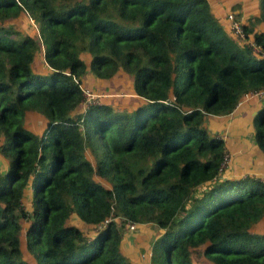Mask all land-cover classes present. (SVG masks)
<instances>
[{"label": "trees", "instance_id": "trees-1", "mask_svg": "<svg viewBox=\"0 0 264 264\" xmlns=\"http://www.w3.org/2000/svg\"><path fill=\"white\" fill-rule=\"evenodd\" d=\"M212 1L0 0V264H133L127 222L158 229L147 264H264V183L225 179L204 127L264 89V56ZM257 10L242 32L264 51ZM252 130L264 156V108ZM71 214L111 220L88 240Z\"/></svg>", "mask_w": 264, "mask_h": 264}, {"label": "crops", "instance_id": "crops-1", "mask_svg": "<svg viewBox=\"0 0 264 264\" xmlns=\"http://www.w3.org/2000/svg\"><path fill=\"white\" fill-rule=\"evenodd\" d=\"M225 0H215L212 1L211 6L214 4L219 5V10L213 12L218 14L220 12ZM240 0H237L239 3ZM239 8V5L232 6L230 10L233 8ZM254 8V5H253ZM257 8L255 4V9ZM227 11L224 12V15ZM239 16L241 18L247 20L248 17L243 15L242 11L237 10ZM258 14V10L253 13L254 15ZM222 15V16H224ZM221 26L223 29L225 27V22L221 21ZM224 29V30H225ZM254 31L264 32V23L253 26ZM41 72V75H45L46 71L41 68H38ZM97 81V80H93ZM128 86L131 88L130 84L126 83L125 87ZM97 91V93L108 92L105 89H92ZM129 92V91H128ZM125 95H129V93H125ZM124 94L122 96H125ZM126 102V99H123V103ZM124 108L129 110L127 107V103ZM264 108V96L262 98L249 97L248 95L243 97L234 107L233 111L226 116H213L209 115L205 118L204 127L207 130L208 134L219 136L223 141L224 151L229 156V166L224 174L225 179L231 178H243L245 176H252L254 178H258L260 182L264 183V156L259 153L257 147L252 142V124L254 117L262 112ZM138 226H142L144 224H137ZM124 240V239H123ZM123 240L120 242V249H122ZM124 253V252H123ZM149 252L144 254V258L142 260L143 263H146ZM125 255V253H124ZM126 258H128L125 255ZM131 261L133 264L137 262V254L131 255ZM130 259V258H128Z\"/></svg>", "mask_w": 264, "mask_h": 264}, {"label": "rangeland", "instance_id": "rangeland-1", "mask_svg": "<svg viewBox=\"0 0 264 264\" xmlns=\"http://www.w3.org/2000/svg\"><path fill=\"white\" fill-rule=\"evenodd\" d=\"M258 1L259 0H240L239 3H238L237 0H225L223 2L222 8H223V10L225 12V11L230 10V8L232 6L239 5V8L235 7V8H233V10L242 11L243 12V15L244 16H247L248 19L245 20V19L241 18V16H240V21L242 22V24L249 25L251 19L254 17L253 16V13L256 12V9H258ZM255 4L257 6L256 9H255ZM253 5H254V8H253ZM211 10L213 12L218 11L219 10L218 3L212 5L211 6ZM20 17H21V19L18 20ZM19 18L15 20L18 24L23 23V24H26L27 25L29 22H31V20L30 21L26 20L22 15H20ZM252 53L255 54V55L257 54L254 51H252ZM34 59H35L36 62H38V64H36V65H38L37 67L38 68L40 67L41 70H43V66L40 63V59H41L40 56L36 55ZM98 82H100V81H98ZM126 87L129 88L128 86H126ZM104 89H105V87H104ZM123 99H126V97L123 96ZM76 110L78 111V109H76ZM229 162L230 161H229V156H228V162L226 164V167L225 168H222L221 167L222 165L220 163L219 168H222L223 169V172H225L227 170V167L229 166V164H228ZM4 164H5V160L0 157V171H2V169L4 167ZM224 174H222V175H224ZM95 179H97V178H95ZM97 180L101 184H103L104 186H106V187L109 186V184H107L106 181H104L102 179H97ZM202 189H204V188H202ZM201 192L202 191H200V190H198L197 192H194L193 193V197L199 196ZM26 196H28V193L26 194ZM224 200H225L224 198H221L219 200L214 201L209 206V208H212V207L220 204ZM22 202L27 205L26 207H28V203H29L28 201H26L25 199H23ZM67 223L77 226L81 230V232L84 233V235H85V237L87 239H89L94 234L95 226L84 224L83 222H81L76 217L75 214H71L68 217ZM28 225L29 224L24 223L23 224V227H22V230H21V233H20V244H21V246H22L23 249H25V247H24V244H25L24 231H25V227H27ZM157 231H158L157 227L156 226H153V225H150V224H144L142 226H138V225L135 224V227H133L132 229L127 228L126 225H125L124 230H123V234H122V240L124 239L123 240V244H122V249H121L122 252H124L125 255L128 258H130V259H131V257H130L131 255L137 254V260L138 261L135 262V264H147V262L146 263H143L142 260L144 258V254L146 252H149L148 249H149L150 245L152 244L153 239H154V237L157 234ZM197 252H200V251L197 250ZM24 255H25V258L27 260H29L31 263L34 264V260L30 257L29 254H24ZM192 258H193V261L196 264H211L205 258L200 257V256L198 257L195 254H192Z\"/></svg>", "mask_w": 264, "mask_h": 264}, {"label": "built area", "instance_id": "built-area-1", "mask_svg": "<svg viewBox=\"0 0 264 264\" xmlns=\"http://www.w3.org/2000/svg\"><path fill=\"white\" fill-rule=\"evenodd\" d=\"M227 22L229 23L230 30L232 33L236 36V38L241 42V44H246L247 47H249L252 51L256 52L260 56H264V52L261 51L260 47L256 45L254 42H252L249 39H245L244 34L242 32V29L240 27L239 22L235 21V19L232 17V15L227 16ZM249 97H256V98H262L264 96V89L263 90H257L254 92H251L247 94ZM246 95V96H247ZM84 97H90V98H99L100 96L97 94L91 95L87 92L84 93ZM84 103V102H83ZM228 162V155L225 153L223 155L222 161H221V167L225 168L226 164ZM225 165V166H224ZM220 168L223 172V169ZM129 228H132V225H129Z\"/></svg>", "mask_w": 264, "mask_h": 264}, {"label": "clouds", "instance_id": "clouds-1", "mask_svg": "<svg viewBox=\"0 0 264 264\" xmlns=\"http://www.w3.org/2000/svg\"><path fill=\"white\" fill-rule=\"evenodd\" d=\"M229 14L232 15V17L235 19V21L239 22L240 27H241V29L243 30V28H242V25H243V24H242V22L240 21V16H239V13L237 12V10H231V11L228 10V11L226 12V14H225V15L223 16V18H222V21L225 22V27H226V29L224 28V29H225V32H226L227 34H229L232 38H234V40L237 42V44L241 45V42L236 38V36H235V35L232 33V31L230 30L229 23L227 22V16H228ZM249 40H251V38H250ZM251 41L254 42L253 40H251ZM256 45H257V44H256ZM245 46H246V44H245ZM246 47H247V46H246ZM247 48H248L249 50H251L249 47H247ZM251 51H252V50H251ZM261 51H263V50H261ZM263 52H264V51H263ZM256 56H257V57H262V56H260L259 54H256ZM102 95H103L104 98L106 97V94H105V93H103ZM245 96H246V95H245ZM245 96H244V97H245ZM220 181H221V180H220ZM202 188H204V187H202ZM204 190H206V189H205V188H204V189H201V191H204ZM224 201H225V200H224ZM224 201H223V202H224ZM221 203H222V202H221ZM116 219H117V218H114L113 220H114V221H117L118 219H117V220H116ZM67 220H68V219H67ZM109 220H111V218H110V219L108 218V219H106L105 221H103V223H102L98 228L102 227V225H105ZM125 225H126L127 228H129V225H132V228L135 227V224H134V223H129V222L124 223V224H123V228L125 227ZM136 225H137V224H136ZM95 228H96V227H95ZM98 228H97V229H98ZM132 228H129V229H132ZM97 229H96V230H97ZM96 230H95V231H96ZM95 231H94V232H95ZM122 234H123V232H122ZM92 236H93V235H92ZM92 236H91V237H92ZM91 237H90V238H91ZM90 238H89L88 240H90Z\"/></svg>", "mask_w": 264, "mask_h": 264}]
</instances>
